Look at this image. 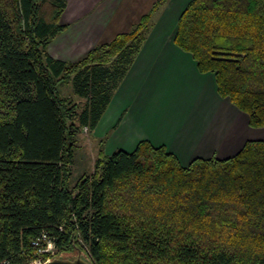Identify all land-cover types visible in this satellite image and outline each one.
Returning a JSON list of instances; mask_svg holds the SVG:
<instances>
[{"label":"trees","instance_id":"1","mask_svg":"<svg viewBox=\"0 0 264 264\" xmlns=\"http://www.w3.org/2000/svg\"><path fill=\"white\" fill-rule=\"evenodd\" d=\"M166 1L65 62L48 45L66 0H0V264H30L42 233L92 264H264V138L186 167L148 141L111 155L102 144L70 186L81 131L94 132ZM174 42L264 127V0H191Z\"/></svg>","mask_w":264,"mask_h":264},{"label":"crops","instance_id":"2","mask_svg":"<svg viewBox=\"0 0 264 264\" xmlns=\"http://www.w3.org/2000/svg\"><path fill=\"white\" fill-rule=\"evenodd\" d=\"M157 1L66 0L59 23L67 28L48 52L61 61H77L130 31ZM190 1L167 0L154 14L138 56L93 132L106 138V155L133 152L148 141L165 146L186 167L196 158L231 157L253 140L246 132L248 115L221 97L214 74L201 73L192 55L174 42Z\"/></svg>","mask_w":264,"mask_h":264},{"label":"rangeland","instance_id":"3","mask_svg":"<svg viewBox=\"0 0 264 264\" xmlns=\"http://www.w3.org/2000/svg\"><path fill=\"white\" fill-rule=\"evenodd\" d=\"M60 89L62 90V93L64 95H70L72 98L79 102L81 105H83L84 101L80 100L76 97L72 90L71 85L64 84L63 86H60ZM161 102V101H158ZM249 130H247L248 137L250 139H258V138H264V127L263 128H252L249 126ZM104 141V142H103ZM106 142L105 139H100L96 136H94L93 133L89 132V130H85V127L81 131L79 135L78 140V146L74 150V156H73V163H72V177L70 180V186L72 187L76 181L82 176L83 174H89L92 173L95 166V161L98 157V153L100 149L102 148L103 144V151L104 146ZM47 246V244H46ZM51 251H55L53 254L50 253L51 259L55 257L65 258L73 260L78 257H82L84 259L89 260V257L87 255L81 253L80 251L77 252H71L67 254H57V249H53ZM92 263V261H90Z\"/></svg>","mask_w":264,"mask_h":264},{"label":"built area","instance_id":"4","mask_svg":"<svg viewBox=\"0 0 264 264\" xmlns=\"http://www.w3.org/2000/svg\"><path fill=\"white\" fill-rule=\"evenodd\" d=\"M85 130H87V127H85ZM41 241H45L47 243V246L40 247L39 243ZM33 244H35L39 248L36 252L35 258L30 262V264H44L47 260L51 259L50 253L53 254L55 252L51 251L55 249V245L46 233H42L40 238H38L36 242H33Z\"/></svg>","mask_w":264,"mask_h":264},{"label":"water","instance_id":"5","mask_svg":"<svg viewBox=\"0 0 264 264\" xmlns=\"http://www.w3.org/2000/svg\"><path fill=\"white\" fill-rule=\"evenodd\" d=\"M44 264H92V263L82 257H78L73 260L55 257L47 260Z\"/></svg>","mask_w":264,"mask_h":264}]
</instances>
